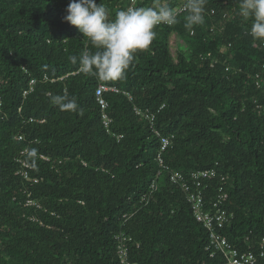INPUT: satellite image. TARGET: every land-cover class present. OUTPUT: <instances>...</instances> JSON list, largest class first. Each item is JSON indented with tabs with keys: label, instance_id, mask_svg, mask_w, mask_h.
I'll list each match as a JSON object with an SVG mask.
<instances>
[{
	"label": "trees",
	"instance_id": "trees-1",
	"mask_svg": "<svg viewBox=\"0 0 264 264\" xmlns=\"http://www.w3.org/2000/svg\"><path fill=\"white\" fill-rule=\"evenodd\" d=\"M71 2L0 0V264H121V232L131 238L132 264H218L172 171L187 181L215 171L205 204L223 190L233 218L221 233L242 253L256 251L264 238V40L238 15L240 0H208L192 30L187 13L157 26L116 82L80 70L91 46L63 19ZM96 3L114 20L131 0ZM100 85L119 90L106 94L105 113ZM57 94L75 97L82 113L53 105ZM162 138L171 140L162 154L169 171L143 204Z\"/></svg>",
	"mask_w": 264,
	"mask_h": 264
},
{
	"label": "clouds",
	"instance_id": "clouds-1",
	"mask_svg": "<svg viewBox=\"0 0 264 264\" xmlns=\"http://www.w3.org/2000/svg\"><path fill=\"white\" fill-rule=\"evenodd\" d=\"M207 3L186 0V29L204 23ZM66 13L64 21L76 27L91 46L79 59L80 70L105 82L126 79L136 53L149 49L156 38L157 26L178 22L175 9L162 0H154L152 6L118 11L114 20L109 19L106 6L97 5L96 0H72ZM238 15L252 21L250 34L255 39L264 40V0H240ZM76 62L73 56L72 63ZM50 102L61 111L82 113L75 97L57 94L50 97Z\"/></svg>",
	"mask_w": 264,
	"mask_h": 264
},
{
	"label": "built area",
	"instance_id": "built-area-1",
	"mask_svg": "<svg viewBox=\"0 0 264 264\" xmlns=\"http://www.w3.org/2000/svg\"><path fill=\"white\" fill-rule=\"evenodd\" d=\"M186 0H178V5L174 8L177 14V19L186 14V9L184 7ZM139 4V0H131L130 7L136 8ZM227 18V16H225ZM159 26H172L167 24H161ZM47 79V78H46ZM35 82H31L30 91L26 92L24 97L31 94L33 90V85ZM109 92L119 93V90L100 85L96 90V101L100 106L103 113L108 108V102L106 101V94ZM132 99V98H131ZM139 113V111H137ZM111 120L107 115H104V125L109 128ZM21 139V138H20ZM162 146L161 152L158 155L157 161L160 166V171L158 177L154 180L149 188V192L146 193L142 199L143 204H147L151 197L158 191V181L159 178L168 172L163 155L166 153L170 146L171 140L169 138L161 139ZM25 165V164H24ZM28 168V167H27ZM25 180H30L28 172L20 171V174ZM215 171H203L194 172L191 174V180L187 181L186 176L180 172H170L169 178L170 182L177 187H179L186 196V200L192 205V210L196 221L202 224L209 233L210 244L207 251L210 252V258H219L220 262L218 264H259L261 260H264V238L260 241L258 249L256 251L249 250L248 252L242 253L235 245H233L226 235L221 233L225 227L230 224L233 216L228 213L222 205L228 201V195L220 190L219 199L217 202L211 203L208 207L204 202L203 191L205 190L204 184L206 181L213 180L216 177ZM37 184L38 180H34ZM191 185V186H189ZM197 188V190H193ZM29 205H35L33 202H29ZM125 220H128V216H124ZM117 242V256L121 264H132L130 262V249L129 244L131 243V238L124 232L119 233L116 238Z\"/></svg>",
	"mask_w": 264,
	"mask_h": 264
},
{
	"label": "rangeland",
	"instance_id": "rangeland-1",
	"mask_svg": "<svg viewBox=\"0 0 264 264\" xmlns=\"http://www.w3.org/2000/svg\"><path fill=\"white\" fill-rule=\"evenodd\" d=\"M175 47H176V46H175ZM175 47H174V48H175Z\"/></svg>",
	"mask_w": 264,
	"mask_h": 264
}]
</instances>
